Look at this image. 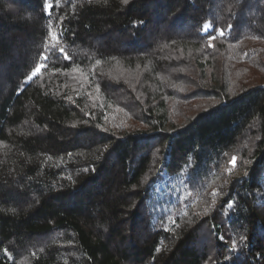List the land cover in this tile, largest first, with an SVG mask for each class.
I'll return each mask as SVG.
<instances>
[{"label": "trees", "instance_id": "obj_1", "mask_svg": "<svg viewBox=\"0 0 264 264\" xmlns=\"http://www.w3.org/2000/svg\"><path fill=\"white\" fill-rule=\"evenodd\" d=\"M51 2L0 0V264H264V0Z\"/></svg>", "mask_w": 264, "mask_h": 264}, {"label": "snow or ice", "instance_id": "obj_2", "mask_svg": "<svg viewBox=\"0 0 264 264\" xmlns=\"http://www.w3.org/2000/svg\"><path fill=\"white\" fill-rule=\"evenodd\" d=\"M124 3H128V0H124ZM44 7H45V10L48 11L49 9L53 8L54 5L53 3L51 2V0H44ZM51 13L49 12V15ZM140 24H143V21H140L139 22ZM229 27H231V25H229ZM203 30L208 33V39H209V47H212V44H211V41H214L217 36L215 35H212L211 32L214 30V27L212 24H209V23H206L204 26H203ZM223 31L220 30L218 31L217 35L219 36H223ZM50 35H52V39L53 40H56L57 38L55 37L54 34H51L50 32ZM50 48H55V45H51ZM61 53L64 52V49H60L59 50ZM54 57H50L48 55H44V54H41V59L45 62V64L41 65V66H47V61H49L50 59H53ZM64 59H68V56L65 55L64 56ZM41 66H38L32 73L30 76L27 77L28 80H31L34 76H36L39 71H40V68ZM232 163L235 164V157H233V160H232ZM215 194V193H214ZM221 239H223V237H221ZM236 246V242L233 241L232 243V247H235ZM225 259H228V257H225Z\"/></svg>", "mask_w": 264, "mask_h": 264}]
</instances>
